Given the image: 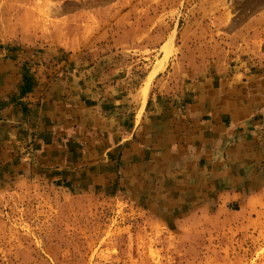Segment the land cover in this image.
I'll return each instance as SVG.
<instances>
[{"label":"rangeland","instance_id":"1","mask_svg":"<svg viewBox=\"0 0 264 264\" xmlns=\"http://www.w3.org/2000/svg\"><path fill=\"white\" fill-rule=\"evenodd\" d=\"M11 49L98 76L105 110L134 120L159 91L218 86L203 72L255 90L264 0H0V53ZM31 133L0 146V264H264V196L180 217L187 207L61 174Z\"/></svg>","mask_w":264,"mask_h":264},{"label":"crops","instance_id":"2","mask_svg":"<svg viewBox=\"0 0 264 264\" xmlns=\"http://www.w3.org/2000/svg\"><path fill=\"white\" fill-rule=\"evenodd\" d=\"M16 51L0 53V146L34 131L47 166L187 207L180 217L264 196V73L254 90L222 80L227 72H203L199 79L215 75L218 86L200 80L181 92L159 91L126 120L99 102L98 76ZM247 168L257 180L245 179Z\"/></svg>","mask_w":264,"mask_h":264},{"label":"bare ground","instance_id":"3","mask_svg":"<svg viewBox=\"0 0 264 264\" xmlns=\"http://www.w3.org/2000/svg\"><path fill=\"white\" fill-rule=\"evenodd\" d=\"M157 69H158V68H157ZM157 69H156V70H157ZM154 72H155V70H153V71L151 72V74H150V75H152Z\"/></svg>","mask_w":264,"mask_h":264}]
</instances>
